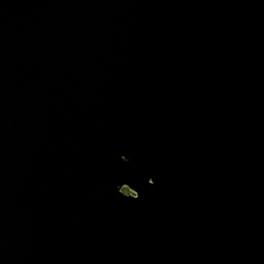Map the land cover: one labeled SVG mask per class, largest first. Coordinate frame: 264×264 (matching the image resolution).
Returning a JSON list of instances; mask_svg holds the SVG:
<instances>
[{
    "label": "water",
    "instance_id": "water-1",
    "mask_svg": "<svg viewBox=\"0 0 264 264\" xmlns=\"http://www.w3.org/2000/svg\"><path fill=\"white\" fill-rule=\"evenodd\" d=\"M0 264H264V0H0Z\"/></svg>",
    "mask_w": 264,
    "mask_h": 264
},
{
    "label": "snow or ice",
    "instance_id": "snow-or-ice-1",
    "mask_svg": "<svg viewBox=\"0 0 264 264\" xmlns=\"http://www.w3.org/2000/svg\"><path fill=\"white\" fill-rule=\"evenodd\" d=\"M122 160H126L127 159V157L126 156H124V155H121V157H120Z\"/></svg>",
    "mask_w": 264,
    "mask_h": 264
},
{
    "label": "trees",
    "instance_id": "trees-1",
    "mask_svg": "<svg viewBox=\"0 0 264 264\" xmlns=\"http://www.w3.org/2000/svg\"><path fill=\"white\" fill-rule=\"evenodd\" d=\"M124 190L126 191V190H129L127 187H124Z\"/></svg>",
    "mask_w": 264,
    "mask_h": 264
},
{
    "label": "clouds",
    "instance_id": "clouds-1",
    "mask_svg": "<svg viewBox=\"0 0 264 264\" xmlns=\"http://www.w3.org/2000/svg\"><path fill=\"white\" fill-rule=\"evenodd\" d=\"M125 187V186H124ZM124 187H123V189H124ZM129 189V188H128ZM126 192H130V190H126Z\"/></svg>",
    "mask_w": 264,
    "mask_h": 264
}]
</instances>
